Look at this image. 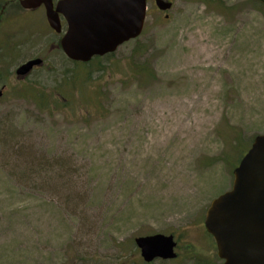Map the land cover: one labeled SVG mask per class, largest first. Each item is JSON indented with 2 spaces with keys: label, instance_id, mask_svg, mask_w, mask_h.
I'll use <instances>...</instances> for the list:
<instances>
[{
  "label": "rangeland",
  "instance_id": "rangeland-1",
  "mask_svg": "<svg viewBox=\"0 0 264 264\" xmlns=\"http://www.w3.org/2000/svg\"><path fill=\"white\" fill-rule=\"evenodd\" d=\"M170 1L102 67L71 62L43 16L0 32V264H145L135 240L156 234L178 257L153 264H222L204 222L264 134V7ZM30 88L71 102L42 112Z\"/></svg>",
  "mask_w": 264,
  "mask_h": 264
},
{
  "label": "water",
  "instance_id": "water-1",
  "mask_svg": "<svg viewBox=\"0 0 264 264\" xmlns=\"http://www.w3.org/2000/svg\"><path fill=\"white\" fill-rule=\"evenodd\" d=\"M148 0H63L57 11L52 0H23L24 7L47 5L48 21L61 31L59 12L68 23L61 46L74 62L89 63L95 57L115 53L125 43L141 36ZM161 11L173 4L156 0ZM42 59L30 60L16 71L26 78ZM4 89L0 90V99ZM233 189L215 199L206 215L205 226L217 243L224 264H264V134L255 138L252 148L234 172ZM148 263L177 258L173 235L156 234L136 239Z\"/></svg>",
  "mask_w": 264,
  "mask_h": 264
},
{
  "label": "flooded vegetation",
  "instance_id": "flooded-vegetation-1",
  "mask_svg": "<svg viewBox=\"0 0 264 264\" xmlns=\"http://www.w3.org/2000/svg\"><path fill=\"white\" fill-rule=\"evenodd\" d=\"M22 1L23 0H0V32H2L5 35L6 39L9 40L8 37L10 36L11 31H15V32L16 31L17 32H23L26 30L37 31L38 25L36 24L34 18L37 15H40V16L44 17V22L46 23V26L51 28L52 34H54L55 36H57V38L60 39V42L57 46L61 48L62 39L65 35V32L68 29V23L65 19V16L59 12V18H60V22H61V31L57 32L56 30H54L51 27V25L48 21L47 5L45 2L39 6L26 8L23 6ZM52 1H53V9H54V11H57L59 3L63 0H52ZM163 1L170 2V3L172 2L170 0H163ZM151 4L154 5L155 8L157 7L156 0H148V11L150 10L149 5H151ZM157 9H158V7H157ZM160 12L162 14H164L166 17H168L167 13L169 11H166V12L160 11ZM7 33H9V36L7 35ZM19 43H22V42H19ZM44 64H45V61H44ZM42 67L36 68L34 70V72L36 70L41 69ZM18 81H23V80H18ZM3 88H5V90H4V92H5L6 91V85L3 86L1 89H3ZM214 242H215V240H214ZM216 247H217V245H216ZM138 249L140 251V256L143 260V263H145V264H153L158 260L164 261V262L168 261V260H163V259L159 258V259L154 260L153 262L148 263L142 257V252H141L140 248H138ZM216 251H217V257L221 260L222 264H224L225 261L219 257L218 248H216ZM170 261H174V260H170ZM140 263L141 262H139V260H138L137 264H140Z\"/></svg>",
  "mask_w": 264,
  "mask_h": 264
},
{
  "label": "trees",
  "instance_id": "trees-1",
  "mask_svg": "<svg viewBox=\"0 0 264 264\" xmlns=\"http://www.w3.org/2000/svg\"><path fill=\"white\" fill-rule=\"evenodd\" d=\"M256 1V3H258L260 6H262V7H264V0H255ZM112 55H110V56H107V57H104V58H96V59H94L92 62H97L98 64H100L101 65V67L102 66H104L103 65V63H104V61L105 60H107L109 57H111ZM135 57H140L141 56V54H139V53H137V54H135L134 55ZM91 62V63H92ZM93 64V63H92ZM80 65H83V66H85L84 64H80ZM82 68H85V67H82ZM86 74H85V76H84V80L82 81L83 82V84H87L88 83V79L90 78V76H89V74H90V72H89V70L87 69L86 70ZM153 70H152V68L150 67V65H148V66H146V65H140V66H138V70H137V72H136V74H134L135 76H141L142 78H148V79H151V77H152V75H153ZM79 74H81V73H79ZM79 74L77 75V77L76 78H74L73 80H74V82H78V81H80V80H78V81H75V80H77V78H78V76H79ZM81 77H83V76H81ZM86 77H89V78H87V80H85V78ZM30 89H34V92L33 93H31V94H27V97H28V95H29V97H31L32 99H35L36 100V103L38 104V106H39V109L42 111V112H44L43 110H45V109H50V112L53 114V113H55L57 110H58V107H61L60 106V104H62L61 102H60V100H59V97H62V99L64 100V101H66V102H71V98L70 97H68V96H66V95H64L63 93H58V92H56V93H58V95H54L53 93H51V94H49V95H47V94H45L44 92H42V91H40V90H38V89H36V88H30ZM80 92H83V89L80 91ZM98 96H99V93L97 94V96L95 97V103H97L98 105H99V103H98ZM89 99H87V101H88ZM53 104V105H52ZM84 112V111H83ZM82 114H86V115H90L91 114V112L90 111H88V110H86L84 113H82Z\"/></svg>",
  "mask_w": 264,
  "mask_h": 264
}]
</instances>
